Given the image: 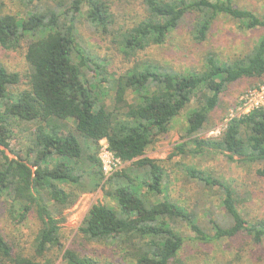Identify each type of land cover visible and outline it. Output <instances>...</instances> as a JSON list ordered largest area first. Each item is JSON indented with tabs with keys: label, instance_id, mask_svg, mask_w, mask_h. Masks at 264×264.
<instances>
[{
	"label": "trees",
	"instance_id": "16d2710c",
	"mask_svg": "<svg viewBox=\"0 0 264 264\" xmlns=\"http://www.w3.org/2000/svg\"><path fill=\"white\" fill-rule=\"evenodd\" d=\"M23 2L24 14L0 13V48L15 50L24 42L27 65L26 88L16 91L21 76L0 64V147L9 150L16 134L26 135L28 142L21 153L9 150L14 158L0 152V205L18 224L32 218L38 225L30 242L32 254L15 249L0 230V264H52L54 249L62 252L61 264H102L101 247H111L125 264H186L179 257L185 238L176 231L178 224L201 243L245 237L262 245L264 217L244 218L228 183L183 167L188 179L220 194L223 216L208 220L207 233L193 212L165 194L168 175L162 161L145 153L194 100L196 107L186 119L190 154L211 150L246 164L264 162V109L232 120L217 137L197 136L210 113L222 106L220 96L230 85L241 79L264 82V35L232 58L205 52L196 70L134 62L126 72L108 78L103 61L78 44L75 22L84 16L92 27L111 34L126 59L135 60L138 52L163 45L188 20L192 41L201 46L220 16L247 29H264V18L238 8L233 0H142L138 21L113 30L115 16L105 0ZM105 82L113 95L111 106L102 99L105 91L92 89ZM101 140L127 163L108 177L97 158ZM175 149L185 154L183 145ZM97 190L109 203L92 205L64 248V211L80 194ZM158 196L161 200H152Z\"/></svg>",
	"mask_w": 264,
	"mask_h": 264
},
{
	"label": "rangeland",
	"instance_id": "374dc122",
	"mask_svg": "<svg viewBox=\"0 0 264 264\" xmlns=\"http://www.w3.org/2000/svg\"><path fill=\"white\" fill-rule=\"evenodd\" d=\"M23 1L0 0V13L24 14ZM38 1L52 5L67 2V0ZM105 1L115 16L113 30L130 28L142 16V0ZM36 2L37 0H34V3ZM233 3L240 9L252 11L257 17L264 18V0H233ZM75 29L76 40L80 47L92 57L103 61L106 72L109 74L108 78H111V74L117 76L126 72L134 62L155 63L177 71L196 70L202 65L201 57L205 52L213 51L223 60L232 58L234 55L247 52L264 35L263 28L247 29L238 21L220 16L212 26L207 40L201 46H197L192 41V24L188 20L172 31L163 45L151 46L138 52L134 60L126 59L113 43L111 34H104L92 27L84 16L79 15L75 22ZM25 52L24 42L15 50L0 48V64L21 76L22 83L16 86V91L26 88L24 84V75L27 72ZM85 75L87 79H90L91 73L85 71ZM257 84H260L258 79H241L230 85L228 90L220 96L222 106L210 113L208 123L197 136L199 138L214 137L210 135V131L215 130L221 124L228 109L234 105L237 96ZM107 85L108 83L105 82L102 86H92V89L96 90L98 87L99 94L105 91L106 94L102 99L107 106H111L113 95L111 96V88ZM125 99L130 100L128 93ZM194 107L196 104L192 100L171 122L169 132L145 153L147 158L162 161L161 165L168 175L165 194L189 212H193L198 224L205 232L210 233L208 220L211 218L218 220L223 216L220 194L188 179L183 172V167H191L228 183L239 198L238 208L244 218L264 217V162L246 164L240 162L238 157L229 159L226 155L211 150H205L198 155L190 154L193 147L187 142L186 119ZM27 144L26 135L16 134L9 140V150L21 153ZM177 145L184 146L185 154L178 153L175 149ZM9 150L0 147L3 155L14 158V154ZM1 157L0 153V160ZM126 164L123 162L121 169L125 168ZM152 200H161V196ZM97 203H109L101 190L80 194L75 204L64 211L65 221L61 225L64 248L71 243L90 207ZM37 225L32 218L18 224L8 217L6 206L0 205V230L8 240L13 242L15 249L32 254L30 242ZM176 231L185 238L179 257L186 264H264V243L254 245L248 238L236 237L215 244H205L194 240V234L185 226L178 224ZM98 250L102 264L106 262L125 264L121 259L122 256H114L111 253V247H101ZM61 254L62 252L58 249L51 252L49 256L52 264L62 263Z\"/></svg>",
	"mask_w": 264,
	"mask_h": 264
},
{
	"label": "built area",
	"instance_id": "2783aa9c",
	"mask_svg": "<svg viewBox=\"0 0 264 264\" xmlns=\"http://www.w3.org/2000/svg\"><path fill=\"white\" fill-rule=\"evenodd\" d=\"M258 109H264V82L241 92L237 96L234 105L228 109L221 124L215 130L210 131V135L219 136L229 122L242 118ZM97 158L104 177L120 170L123 164V161L115 157L110 151L105 140L99 142Z\"/></svg>",
	"mask_w": 264,
	"mask_h": 264
},
{
	"label": "crops",
	"instance_id": "0c3cea01",
	"mask_svg": "<svg viewBox=\"0 0 264 264\" xmlns=\"http://www.w3.org/2000/svg\"><path fill=\"white\" fill-rule=\"evenodd\" d=\"M211 1V0H210ZM215 1V0H214ZM213 2V1H212Z\"/></svg>",
	"mask_w": 264,
	"mask_h": 264
}]
</instances>
